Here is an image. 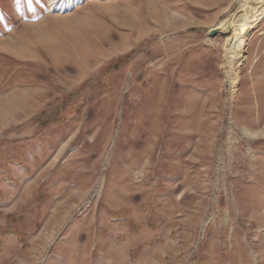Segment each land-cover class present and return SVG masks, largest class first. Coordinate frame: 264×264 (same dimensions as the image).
<instances>
[{"label":"rangeland","instance_id":"obj_1","mask_svg":"<svg viewBox=\"0 0 264 264\" xmlns=\"http://www.w3.org/2000/svg\"><path fill=\"white\" fill-rule=\"evenodd\" d=\"M65 1L0 0V264H264V19Z\"/></svg>","mask_w":264,"mask_h":264},{"label":"bare ground","instance_id":"obj_2","mask_svg":"<svg viewBox=\"0 0 264 264\" xmlns=\"http://www.w3.org/2000/svg\"><path fill=\"white\" fill-rule=\"evenodd\" d=\"M76 0L66 2L61 13H68L78 7ZM103 1V0H99ZM62 15V14H61ZM264 19V0H241L239 10L233 15L231 24L225 27L227 59L233 67L236 61H242L241 46L249 37L250 32ZM248 33V34H247Z\"/></svg>","mask_w":264,"mask_h":264},{"label":"crops","instance_id":"obj_3","mask_svg":"<svg viewBox=\"0 0 264 264\" xmlns=\"http://www.w3.org/2000/svg\"><path fill=\"white\" fill-rule=\"evenodd\" d=\"M233 1L234 0H180V4H178V2H179V0H178L176 3V5H177L176 7H179V5L182 6V8L185 12V16H187V14L190 12H191V15H194V14L196 15L198 13V14H202V16L207 17V19L202 20V22H206V20H207V22L213 23L214 21L217 20V18L220 15L227 12V9L230 7V5L232 4ZM156 2L157 3H155L153 5L152 9L149 12L153 13L156 11H158V12L165 11V10H163L164 9L163 6H165V4L161 3V0H158ZM174 3H175V0H174ZM134 9L132 8L131 12H129V11L128 12L133 17L137 18L136 15L138 16V14H137V11ZM151 19L153 21H157L158 20L157 15H155L153 18L151 16ZM180 21H183V19H181Z\"/></svg>","mask_w":264,"mask_h":264},{"label":"water","instance_id":"obj_4","mask_svg":"<svg viewBox=\"0 0 264 264\" xmlns=\"http://www.w3.org/2000/svg\"><path fill=\"white\" fill-rule=\"evenodd\" d=\"M213 32H215V30H214ZM247 34H248V33H247Z\"/></svg>","mask_w":264,"mask_h":264}]
</instances>
